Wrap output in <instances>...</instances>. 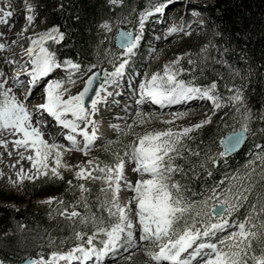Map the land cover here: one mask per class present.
<instances>
[{
    "label": "snow or ice",
    "instance_id": "obj_1",
    "mask_svg": "<svg viewBox=\"0 0 264 264\" xmlns=\"http://www.w3.org/2000/svg\"><path fill=\"white\" fill-rule=\"evenodd\" d=\"M111 2L115 4L118 0ZM163 10V3L155 7L156 13ZM24 11L26 22L33 24L34 15L27 13H34L35 9L26 3ZM13 16L12 10L0 12V23L9 24ZM76 19L79 20V16ZM144 23L142 15L139 24L143 26ZM103 28L111 31L108 23ZM65 38V33L53 29L41 34L38 39H32V46L26 49L31 70L27 71L25 64L19 66L20 71L30 78L26 95L43 86L44 102L36 106L35 124L25 104L18 101L15 95H10L11 88H4L7 81L0 82V130L17 137L12 141L15 148L34 153L27 157L21 154V159L29 160L35 170L32 175H20L21 182L41 176L62 180L60 169L71 170L70 165L62 164L65 152L89 155L98 139V126L93 119L98 106L105 102L106 96L112 95L108 91L110 87H119V81L125 76L126 67L142 39L139 34L120 31L116 39L123 58L118 64L113 62L114 70L105 71L103 78L93 73L84 81L82 89L72 94L66 87V84H76L71 74L60 80L44 79L61 67L70 73H77L80 79L87 75V72L81 71V65L71 59L57 62L56 54L44 46L47 40L59 43ZM176 63L178 61L171 67L165 65L162 73L145 76L142 82L136 84L134 90L138 98L135 103L141 107L150 103L163 108L195 99L206 100L211 102L212 115H215L216 110L224 106L225 100L216 94V84L204 88L188 85L178 79L183 69L175 67ZM95 67L97 65H91L89 71ZM89 97L92 98L86 106ZM227 102L237 112L245 106V98L239 90L228 97ZM44 113L55 121L58 129L67 130L59 132L62 139L68 142L67 146L55 138L51 143L44 139L46 135L53 136L47 120L39 118ZM135 116L140 119L133 124L146 122L142 111H136ZM185 116L186 113H175L172 120L163 123L174 124L177 118ZM205 116L203 121L178 131L168 129L134 134L133 124H128L125 134H134L135 139L124 144L122 150L112 151L113 159L97 162L93 158L87 161V167L77 165L79 170L75 172L74 179L86 183L74 186L79 190L76 203L70 204L54 197L45 201L49 205L53 202L64 205L63 210L57 211L65 220L71 221V245L66 249L57 247L48 253L47 258L43 253L38 259L25 258V264H88L93 260L104 264L107 257L121 248L127 251L128 247L137 250L143 247L145 256L153 264H264V164L259 172L252 168L242 176L231 177L230 183L211 185L198 200L191 199L196 194L174 179L177 173L186 171L176 160L185 159V152L197 157L201 155L188 147L185 140L193 138L190 133L194 130L211 123V117ZM261 118L264 119V114ZM252 119V110L245 108L239 129L234 128L219 141L220 149L215 155L205 154V160L199 167L206 175L211 176L206 165L214 164L217 158H226L245 142L246 135L253 131L249 127ZM0 144L6 147L7 141ZM50 157L54 167H49ZM259 160L264 161V155ZM126 164L133 165L131 171L137 177L135 181L127 178ZM23 171L20 170L21 173ZM193 175H196L195 170ZM97 181L99 187L95 196V211H92L93 205L89 200L92 190L87 187V182ZM68 185L72 188L73 181L69 180ZM122 188L132 193L124 204L120 202ZM78 207L84 211H78ZM241 209H244L243 213ZM235 214H239V218L233 219ZM136 233H139L138 239ZM49 242L55 243L51 238ZM59 243L66 244L67 241ZM0 264L5 262L0 259Z\"/></svg>",
    "mask_w": 264,
    "mask_h": 264
},
{
    "label": "trees",
    "instance_id": "obj_2",
    "mask_svg": "<svg viewBox=\"0 0 264 264\" xmlns=\"http://www.w3.org/2000/svg\"><path fill=\"white\" fill-rule=\"evenodd\" d=\"M152 1L157 0H118L115 4L111 0H57L55 5H59V8L52 12L53 21L66 37L58 55L70 58L86 69L97 63V57L103 59L102 56L109 53L111 66L108 70L111 71L114 68L113 62L118 64L122 54L114 40L109 43L106 39L104 32L99 29L100 23L104 20L110 23L116 21L135 29L140 14L147 11L148 3ZM211 1L212 17L218 23L220 31V37L214 42L218 45L217 53L206 58L201 53L191 54L181 62L180 68L183 71L178 79L198 85L214 82L219 92L224 95L230 93L228 88L242 86L245 89V106L252 110L253 119L249 127L253 131L248 133L244 145L233 155L217 158L214 164L206 165L211 176L206 175L199 164L205 160L206 153L215 155L220 149L219 141L230 132L231 124L238 119V113H223L220 115L219 125L204 126L190 133L193 138L185 140V143L201 155L197 157L185 152L186 158L178 159L176 163L186 170L185 173H179L178 182L196 194L190 197L193 200H198L211 185L230 183L231 177L242 176L252 168L259 172L260 166L264 164V161L259 160L264 155V119L261 118L264 114V0ZM77 16L79 20L76 19ZM222 45L224 54H221ZM109 141L112 143L109 144ZM129 142V136L118 140L114 135L95 147L94 156L98 162H107L113 159L112 151L122 150L123 145ZM193 170L196 172L195 176ZM61 173L62 180L52 177L27 180L25 192L32 197V201L48 195L49 198L76 203L79 190L74 186L86 182L75 180L66 171ZM69 180L73 181L72 188L68 185ZM87 187L92 190L89 200L93 205L91 210L95 211L99 181L87 182ZM0 195L4 202L21 200L16 195L5 196L1 192ZM47 200L32 202L24 211L0 205V259L5 263L19 264L22 261L20 255L23 248L26 249L27 256L38 259L41 253L47 258L48 253L57 247L66 249L71 245V221L65 220L57 211L63 210L64 205L55 202L49 205L45 203ZM77 210L84 211L82 207ZM240 211L243 213L244 209ZM236 218H239V214L234 215L233 219ZM8 225L12 228L11 236L6 234ZM49 238L55 243H50ZM13 239L29 245L11 247ZM61 240H66L67 243L60 244Z\"/></svg>",
    "mask_w": 264,
    "mask_h": 264
},
{
    "label": "rangeland",
    "instance_id": "obj_3",
    "mask_svg": "<svg viewBox=\"0 0 264 264\" xmlns=\"http://www.w3.org/2000/svg\"><path fill=\"white\" fill-rule=\"evenodd\" d=\"M12 2H14L12 11L15 12L19 8L22 9V17H25L24 9L26 3L33 7L35 9V12L38 13L37 16H39V22L46 27L43 33L49 32L53 29H57L53 24L52 17V11L58 9L59 7V5H55L57 0H12ZM182 4V0H171L169 3H166L165 12L163 16H161L160 13L155 12V7L161 6V4L155 1L148 3V6H150L152 9L149 12L150 14L148 13V15L151 16L152 19L150 18V21L147 22V24L145 21L143 26L138 23V26L135 29V34L137 32V29H140L142 39L139 41L138 46L135 50V55L132 57L129 65L127 66L128 71L131 72L133 77H128L127 80L123 81V84L124 82H127L126 87H110L108 91L110 92V90L113 88L111 90L112 96L114 98L116 97L117 101L111 98L106 106L101 103L98 106V111L93 117L98 126V139L95 142V146L102 142L103 136L109 137L114 132L117 134L118 140L121 139L123 135H129L130 142H132L135 139L134 134H143L148 131H165L168 129L178 131L183 129L184 127H189L197 122L203 121L206 118L205 114L211 117V123L205 124L204 126L211 127L215 126L216 124H220V115H222L223 113L227 114L231 111L238 113L236 115L238 119H236L237 121L231 124L230 132H232L234 128L239 129L240 122L242 120V113L247 107L244 106L241 108V111L242 109H244L242 112H237L235 107L229 105V102H227V98L233 95L236 90L241 91L243 94L245 89L242 86H237L234 88L230 87L228 88V91H234V93L231 92L232 94L228 93L224 96L223 94L220 95L225 98V100L223 101L224 106L220 109H217L215 115H212V104L210 101L204 104H197L189 108L177 109L171 112H160L150 107L148 104H145L143 105V107H141L134 102H127L128 97H126L124 100L120 98L121 93L123 98L127 95L133 96V93H130L129 91L124 92L123 89H134L135 85L139 82H142L145 76H150L151 74L158 72L162 73L165 65L171 67L174 65V62L178 61V63L175 64V67H177L183 58H188L189 55L191 56V54L197 55L201 53L203 54V58L209 57V55L212 53L213 55H216L218 45L214 42L218 37H220V31L218 23H216L215 19L212 17V1L188 0L187 4H189V6H186L187 9L182 8ZM2 11H5V9H2L0 12ZM142 15L144 18L145 15H147L146 11L140 14L139 20ZM105 23H108L110 25L111 31H107L103 28V25ZM120 27L125 28L127 31L131 29L130 25L124 23L118 24V22L116 21H113L112 23L104 22L103 24H100L99 29L104 32L109 43H112L113 40L115 41L117 31ZM173 29H175V31H173ZM43 33H32V35L27 37H25V35H22V40L21 42H19V44L27 49L28 47L32 46V39H38L39 36ZM193 40H195L196 42H194ZM13 41V43L17 42V36L13 39ZM60 45V42L57 43L52 40H47L44 43V46L48 48V50L50 49V52H54L56 54L57 59V52ZM190 47L195 48V51ZM223 47L224 46L222 45L221 54H224ZM102 57L103 59H98L99 57L95 59V61L97 62L95 65H97V67L92 68L91 71H89L90 67H87L86 69L81 68L82 72H87V75H85L83 79H80L77 74L76 77L73 76V78L76 79L75 85L66 84V87L70 88L72 94H76L82 89L84 81L88 78V76L92 75L95 72L101 74L105 68H108L111 65L109 62V53H105ZM24 60L29 61V58H24ZM27 61L25 63L26 68L27 70H31L30 62ZM59 62L62 61L60 60ZM133 70H135V72ZM17 72L21 71H15V69L11 67H9L8 72H4L2 67L0 66V73H2V75H0V82L7 81L4 84V88H11L12 92L10 93V95H15L18 101L25 104L30 100L31 105H28L27 108L30 114L33 115V123L35 124L37 115H35L34 113V107L32 106V104L34 101H36V99L31 97V94L30 97H27L25 93L21 91V82H24V79L22 81L14 80V78H16L15 75ZM63 73L65 72L60 68L52 78H49L47 80L63 79V77H58ZM65 74L68 76L70 73ZM136 78L138 79L136 80ZM132 82H134V86L131 85ZM120 102L123 103L120 104ZM126 103H130V106H127ZM136 111H142L144 113V119L146 120L144 124H133V121H138L140 119L135 116ZM149 113L151 115H149ZM175 113H186V116L185 118H177L174 124L163 123V121L172 120L173 114ZM128 124H133L134 134H125L127 132ZM49 127L52 130L53 136H47L44 137V139L51 143L53 138H55L58 139L62 145L67 146V142L62 139L58 132L54 131L51 126ZM5 132L7 134V138H1L0 142L7 141L6 147L11 148L13 146L12 141L17 137H13L7 131ZM0 145H2L0 146V192L5 196L16 195V197L21 199L19 200V202H4L2 199V195H0V205L13 207L16 210L24 211L30 207L32 202L40 203L44 200L49 199V197H47L48 195H44L32 201V197L25 192L26 190L24 187L26 181L30 179H24L22 182L20 181V175H32L35 172V170L32 169V164L29 160L21 159V154L27 157L30 154L34 155V153L31 150L25 151L23 148L17 149L14 147L15 150L17 149L16 153L14 155H7L3 148L4 145ZM94 155V150H92L88 156H84L82 153L75 151L65 152L62 156V164L70 165L71 170H64L63 168H61L60 171H66L69 175L74 176L75 172L79 170V168L76 167L77 165H79L80 167H87V161L89 159L94 158L97 161ZM48 164L49 167H54L53 159L51 157L49 158ZM132 167L133 165L126 164V176L129 180L135 181L137 177L132 173ZM21 169L24 170L23 173L20 172ZM178 176V173L174 176V179L176 181H178ZM131 195L132 193L123 190L122 188V191L120 193L121 204L126 203L127 199ZM33 209L35 210V208ZM6 234L9 236L12 235V228L10 225H8ZM138 235L139 233H136L137 239ZM12 241V244H10L11 247H27L28 244L26 243V245H23L22 242L16 241L14 239ZM22 250L23 251L22 255H20V258L23 260L27 257V254L25 252V248H23ZM106 264H153V262H150L145 256V249L143 247H141L139 250H137L135 247H128L127 251L122 248L117 253L112 254L110 257H108Z\"/></svg>",
    "mask_w": 264,
    "mask_h": 264
},
{
    "label": "bare ground",
    "instance_id": "obj_4",
    "mask_svg": "<svg viewBox=\"0 0 264 264\" xmlns=\"http://www.w3.org/2000/svg\"><path fill=\"white\" fill-rule=\"evenodd\" d=\"M22 14H23V10L20 8L14 12V16L9 20V24L11 25V27H9V24L0 23V45H4L2 48H0V66L2 67L4 72H8L9 67L14 68L15 71H17V70L20 71L19 66L21 64H25L27 61V60L26 61L24 60V58L27 59V57H28V55L26 54V49L22 45L13 43L14 42L13 39L17 35V33L15 31H17V30L21 31L22 30L21 27L26 23V20L24 17H22ZM45 29H46V27L39 22V16H37L36 18H34L33 25H31L30 34H32V33H37V34L43 33L45 31ZM136 34H139L141 36L140 29H137ZM27 62H29V61H27ZM56 72H58V70H55L52 74H50L51 77L49 76L46 79L52 78L56 74ZM22 73H25V72H22ZM17 74L18 73H16V78H17ZM102 95H103V93H102ZM31 97L36 99V101H34V102L40 101L39 95L34 91L31 93ZM197 104L198 103H193L191 105H188L186 108L192 107V106L197 105ZM28 105L29 106L31 105L30 100L25 103L26 107ZM177 109L178 108H173L170 110H165L163 112H171V111H175ZM52 122L49 124V126H51ZM63 131L66 132V130H63ZM47 136L48 135H46L45 137H47ZM1 138H3V139L7 138V134L4 130H0V139ZM0 146H2V145H0ZM3 148H4L5 153L7 155H10V154L14 155L16 153V150H17V149L16 150L14 149V146H12L11 148L10 147L5 148L3 146Z\"/></svg>",
    "mask_w": 264,
    "mask_h": 264
},
{
    "label": "water",
    "instance_id": "obj_5",
    "mask_svg": "<svg viewBox=\"0 0 264 264\" xmlns=\"http://www.w3.org/2000/svg\"><path fill=\"white\" fill-rule=\"evenodd\" d=\"M120 31H125L124 29H120L119 30V32ZM132 32V31H131ZM116 41H117V39H116ZM117 43V45H118V41L116 42ZM97 74H98V72H96ZM104 74V73H103ZM103 77V76H102ZM97 83H99V81L97 82ZM92 97H89L88 98V100H86V105H88L89 104V101H90V99H91ZM230 133H228V134H226L223 138H225L227 135H229ZM222 138V139H223ZM246 139H247V135H246ZM246 139H245V141H246ZM245 143V142H244ZM244 143L235 151V152H237L243 145H244ZM234 152V153H235ZM234 153H231V154H229L228 156H231V155H233ZM27 258H31V259H34V258H32V257H27ZM21 264H25V259H23V261L21 262Z\"/></svg>",
    "mask_w": 264,
    "mask_h": 264
}]
</instances>
